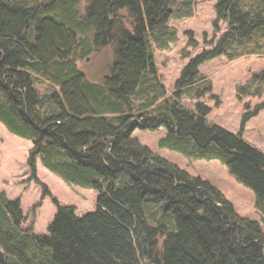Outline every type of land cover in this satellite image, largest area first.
<instances>
[{"label": "trees", "instance_id": "1", "mask_svg": "<svg viewBox=\"0 0 264 264\" xmlns=\"http://www.w3.org/2000/svg\"><path fill=\"white\" fill-rule=\"evenodd\" d=\"M196 11V0H0V121L32 142L33 178L40 158L65 182L98 192L84 216L55 201L46 235L25 227L21 201L0 192V264H264L258 221L133 137L163 127L162 147L219 160L254 191L264 223V152L209 120L214 84L200 70L220 56L264 55V0H217L215 29L227 30L190 58L169 94L156 49L178 41L172 20ZM108 51L110 73L91 81L79 62ZM238 92L263 97L264 71Z\"/></svg>", "mask_w": 264, "mask_h": 264}, {"label": "rangeland", "instance_id": "2", "mask_svg": "<svg viewBox=\"0 0 264 264\" xmlns=\"http://www.w3.org/2000/svg\"><path fill=\"white\" fill-rule=\"evenodd\" d=\"M196 2L195 17L171 22L178 30V41L172 43L169 49H156L157 68L169 94L175 91L176 83L190 58L205 49H212L227 30L226 23L222 24L221 31L215 29L217 0ZM192 37L197 45L191 43ZM214 39L213 45L206 43ZM113 63L114 54L108 51L80 61L79 67L91 81H100L110 73ZM200 70L214 84L213 94L204 100L212 109L209 120L235 134L243 131L244 139L264 152V108L242 130L245 115L262 107L264 96L241 97L238 92L240 85L264 71V55L245 56L232 61L220 56L201 65ZM183 104L194 108L195 102L184 100ZM166 134L167 130L163 127L158 130L136 129L133 137L191 175L209 181L233 203L238 214L258 221L264 229V223L255 208L253 190L240 183L227 166L217 159H195L162 147L160 140ZM32 146L30 140L11 133L0 121V192H6L12 200L21 201L27 218L25 227H33L36 234L46 235L58 210L55 201L61 205L76 206V213L84 216L96 209L98 192L65 182L44 167L40 158L37 178H33L28 164Z\"/></svg>", "mask_w": 264, "mask_h": 264}]
</instances>
